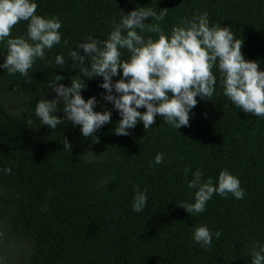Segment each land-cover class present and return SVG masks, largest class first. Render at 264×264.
I'll return each mask as SVG.
<instances>
[{
	"label": "trees",
	"instance_id": "1",
	"mask_svg": "<svg viewBox=\"0 0 264 264\" xmlns=\"http://www.w3.org/2000/svg\"><path fill=\"white\" fill-rule=\"evenodd\" d=\"M35 2L38 15L60 18L62 38L46 50L45 59H37L28 76L0 69V264H251L252 252L264 247V117L235 106L215 70L212 99L197 97L190 126L178 130L157 116L147 130L138 122L128 136L116 135L120 116L102 99V77L86 79L82 92L85 99L97 98L95 111L112 109V123L93 137L82 136L71 121L56 130L42 125L35 106L55 97L47 87L55 75L70 86L80 74L71 67L70 50L89 36L107 39L121 11L140 7L158 14L167 8L160 22L166 34L180 18L207 12L210 25H231L244 41L245 59L258 61L264 70V0ZM27 24L14 26L12 37L26 35ZM6 52V41L0 42V63ZM61 53L68 59L63 68L55 63ZM64 137L71 152L64 148ZM157 153L165 154L161 164L154 162ZM9 166L10 174L3 171ZM185 168L190 169L187 175ZM197 169L214 181L228 169L239 178L244 198L214 194L203 213L189 214L179 205L194 202L195 190L187 184ZM137 187L148 195L146 209L138 214L131 207ZM198 225L213 232L207 250L193 239ZM216 231L222 233L219 239Z\"/></svg>",
	"mask_w": 264,
	"mask_h": 264
},
{
	"label": "clouds",
	"instance_id": "2",
	"mask_svg": "<svg viewBox=\"0 0 264 264\" xmlns=\"http://www.w3.org/2000/svg\"><path fill=\"white\" fill-rule=\"evenodd\" d=\"M37 8L35 0H0V42L6 41L7 46L0 69L10 75L28 76L37 59H45L46 50L61 42L60 18L38 15ZM121 13L120 22L113 25L107 39L101 41L89 36L86 42L69 51L71 67L79 68L80 74L71 78L70 86L60 83L64 79L61 75L48 81L47 87L55 97L40 99L35 106V116L42 125L56 130L58 125L71 121L73 126H80L82 136L93 137L97 130L112 123V109L95 111L97 98L85 99L82 95L86 79L102 77L99 85L105 90L102 99L111 103L120 116L114 128L116 135L128 136L129 129L138 122L147 130L156 123L157 116L176 130L188 127L192 109L198 104L197 97L212 99L215 93L218 77L214 70L219 74L224 95L235 106L245 113L264 117V70L258 61L245 59L244 41L236 37L231 25H210L207 12L196 13L191 19L180 18L170 34H166L160 22L167 16V8L159 14L150 7ZM148 18L151 23L144 22ZM21 21L28 22L26 35L12 37V29ZM141 32L154 33L156 38H146ZM79 49L83 50L82 55ZM123 51L128 53L126 57ZM68 59L61 53L55 56V63L63 68ZM116 76L120 79L113 81ZM141 108L145 111L138 110ZM58 112L63 116L55 114ZM27 123L32 126L31 117ZM62 143L71 152L67 137ZM164 158V153H157L155 164L163 163ZM3 171L10 174L12 168ZM189 171L185 168V175ZM203 176L201 169L192 173L187 187L195 190L194 202L179 205L189 214L203 213L214 194L244 198L245 189L241 188L239 178L228 169L220 171L215 181L213 177ZM147 201V189L141 191L137 187L131 205L133 211L144 212ZM221 235L220 231L215 232L217 239ZM193 239L207 250L212 245L213 232L207 225H198L193 229ZM251 264H264V247L252 252Z\"/></svg>",
	"mask_w": 264,
	"mask_h": 264
}]
</instances>
